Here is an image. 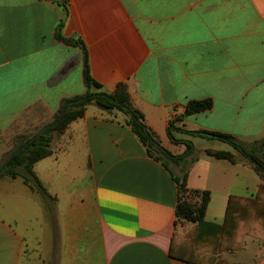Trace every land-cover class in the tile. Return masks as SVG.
Listing matches in <instances>:
<instances>
[{"label":"crops","instance_id":"1","mask_svg":"<svg viewBox=\"0 0 264 264\" xmlns=\"http://www.w3.org/2000/svg\"><path fill=\"white\" fill-rule=\"evenodd\" d=\"M65 9L61 33L83 41L93 79L110 94L124 84L173 155L186 147L169 139L171 123L189 101L213 99L212 110L175 121L173 134L193 143L187 186L210 192L205 221L223 225L230 197L254 198L264 181L230 145L189 132L264 136V0H0V164L27 135L14 132L18 121L49 124L64 99L86 92L82 49L55 37ZM127 119L90 105L56 137L33 169L48 196L0 177V264H215L170 257L179 175L148 155ZM221 257L264 264V242L246 236Z\"/></svg>","mask_w":264,"mask_h":264},{"label":"trees","instance_id":"2","mask_svg":"<svg viewBox=\"0 0 264 264\" xmlns=\"http://www.w3.org/2000/svg\"><path fill=\"white\" fill-rule=\"evenodd\" d=\"M66 16L67 11L65 9V16L57 27L55 37L58 42L68 46H78L82 49L83 80L86 92L81 96L64 99L59 113L54 118L56 122L42 132L21 153L12 157L0 177H21L33 189L38 190L44 196H48L46 189L33 171L34 165L51 156L53 153L52 144L55 138L61 136L72 122L84 117L88 106L96 105L110 113L117 111L125 114L128 117L127 125L131 127L132 132L144 144L151 158L161 162L170 172L171 164L179 166L181 169V176L172 174L178 185L179 196L170 257L191 262L195 255L203 254L214 260L215 264H227L221 254L225 252L234 253L243 249L246 236H252L264 242V184L260 185L254 198L230 197L223 225L205 221L206 211L211 199L210 192L190 190L187 186L189 167L196 160L194 157L191 160L189 158L193 156L195 149L192 142L180 140L174 136L173 131L180 130L174 127V122L180 121L183 117L212 110L214 106L213 99L189 101L182 117L175 118L174 122L171 123L168 129L169 139L176 145L186 147L183 155H173L158 143L152 132L147 128L144 116L132 107L130 96L124 84H120L117 90L110 94L103 91L102 86L93 79L90 73L88 51L83 41L66 38L61 33ZM44 126L31 135L17 136L14 139V148L0 164V170L6 165L10 155L34 138ZM189 134L230 145L251 164L255 172L264 181V136L244 143L242 139L232 134L217 131L203 130L189 132ZM205 154L232 163L238 162V159L227 151L206 150ZM217 255L220 256L216 261Z\"/></svg>","mask_w":264,"mask_h":264},{"label":"rangeland","instance_id":"3","mask_svg":"<svg viewBox=\"0 0 264 264\" xmlns=\"http://www.w3.org/2000/svg\"><path fill=\"white\" fill-rule=\"evenodd\" d=\"M45 124H47V123L40 124V122L34 118L32 119L31 117H24L20 121H18V123L15 125L14 132L15 133H27V135H31L33 133H36L38 131V129H40ZM207 141L208 140H206V139L204 141L200 140V142H198V143L204 144V143H207ZM13 148H14V146H13ZM171 167L179 176L182 175L181 171H179V168L177 166H175L174 164H171ZM72 172H74V174L77 173L75 167H73Z\"/></svg>","mask_w":264,"mask_h":264},{"label":"water","instance_id":"4","mask_svg":"<svg viewBox=\"0 0 264 264\" xmlns=\"http://www.w3.org/2000/svg\"><path fill=\"white\" fill-rule=\"evenodd\" d=\"M64 112V111H63ZM62 112V114H63ZM56 122V120L52 121L51 123H49L48 125H45L38 133L37 135L32 138L29 142H27L25 145H23L21 148L17 149L16 151H14L8 158L6 165L0 170V175L4 172V170L6 169L9 161L11 160L12 157H14L15 155L21 153L33 140H35L42 132H44L46 129H48L49 127H51L54 123Z\"/></svg>","mask_w":264,"mask_h":264},{"label":"built area","instance_id":"5","mask_svg":"<svg viewBox=\"0 0 264 264\" xmlns=\"http://www.w3.org/2000/svg\"><path fill=\"white\" fill-rule=\"evenodd\" d=\"M175 116H177V113H175Z\"/></svg>","mask_w":264,"mask_h":264}]
</instances>
